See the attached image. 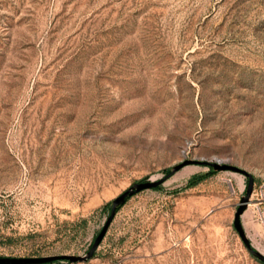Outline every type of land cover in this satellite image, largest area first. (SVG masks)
<instances>
[{
    "label": "rangeland",
    "instance_id": "rangeland-1",
    "mask_svg": "<svg viewBox=\"0 0 264 264\" xmlns=\"http://www.w3.org/2000/svg\"><path fill=\"white\" fill-rule=\"evenodd\" d=\"M131 187L31 264H264V0H0V257Z\"/></svg>",
    "mask_w": 264,
    "mask_h": 264
},
{
    "label": "water",
    "instance_id": "water-1",
    "mask_svg": "<svg viewBox=\"0 0 264 264\" xmlns=\"http://www.w3.org/2000/svg\"><path fill=\"white\" fill-rule=\"evenodd\" d=\"M189 161H185L184 163H187ZM181 166V164L177 165L174 167V170L179 168ZM228 168L226 165H221L218 166V169H225ZM159 181H155V182H143V183H136L134 184L132 187H134V190H140L143 188H148V187H153L156 186L158 184ZM250 183V181H249ZM131 188L125 190L124 192H122L120 195H118L116 198H114L111 203H110V211H109V215L104 223V225L102 226L101 230L99 231V233L97 234V236L94 239V242L92 243V245L90 246L88 252L84 255V256H73V255H60V256H46V257H37V258H7V257H0V264H31V263H40V262H47V261H53V260H57V259H67L69 261L75 262V261H83L84 259H86L88 256L91 255L92 251L94 250L95 246L98 244V242L100 241V239L102 238L107 225L114 213L115 207L120 204L123 199L130 193H132L134 190ZM248 190H249V186H248ZM243 209L242 206H240L237 210L236 216L241 212V210ZM235 228L237 229V231L239 232L240 236L243 238L242 236V232L238 226V224L235 222L234 223ZM244 244L246 245L247 250L249 251V253L251 255H253L254 257H256L258 260L264 262V257L262 255H260L257 251L249 248L247 246L246 241L243 239Z\"/></svg>",
    "mask_w": 264,
    "mask_h": 264
},
{
    "label": "trees",
    "instance_id": "trees-1",
    "mask_svg": "<svg viewBox=\"0 0 264 264\" xmlns=\"http://www.w3.org/2000/svg\"><path fill=\"white\" fill-rule=\"evenodd\" d=\"M204 175H193L191 176L187 182L186 185L187 186H193L195 185L199 180H201L203 178Z\"/></svg>",
    "mask_w": 264,
    "mask_h": 264
}]
</instances>
